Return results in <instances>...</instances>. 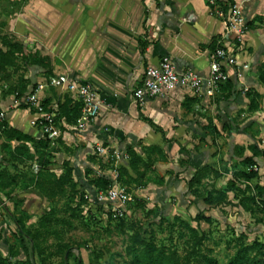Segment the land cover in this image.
I'll list each match as a JSON object with an SVG mask.
<instances>
[{
    "label": "rangeland",
    "instance_id": "1",
    "mask_svg": "<svg viewBox=\"0 0 264 264\" xmlns=\"http://www.w3.org/2000/svg\"><path fill=\"white\" fill-rule=\"evenodd\" d=\"M203 1L214 5V10L205 9L199 0H0V49L5 53L0 54V102L12 98L17 108H26L25 96L33 81L47 83L55 101L72 102L68 81H92L105 93L100 99L106 108L89 120L87 130H79L77 120L58 123L51 136L34 127L41 135H31L33 141H12L10 148L2 147L0 167L6 174L0 180V252L6 264H40L31 243L25 240L22 248L13 235L18 230L14 216L27 217L30 225L47 212L58 218L53 223L56 234L49 241L56 246L52 252H58L50 257L52 264H61L64 255L70 256L71 264L77 260L131 264L127 251L135 232L182 254L196 234L205 235L202 252L218 264H226L241 233L248 241L264 240L262 186L246 179L251 164L244 162L253 151L264 149V98L251 110L247 97L248 91H258L260 73L251 79V88L239 85L229 100L223 99L230 91L227 86L216 98L200 97L185 111L192 118L189 123L171 124L168 131L155 123V129L163 132L161 139H139L115 125L130 111L133 89L144 72L137 39L155 41V24L173 38L186 28L192 34H207L201 50L218 45L235 48L243 42L250 18L259 28L264 24L263 15L248 13L252 0H233L227 15L218 0ZM149 28L153 33L146 35ZM242 67L250 70L248 63ZM203 100H209L206 105H219L218 109L207 108ZM231 106L237 109L231 111ZM211 123L219 131L214 137L206 130ZM4 124L9 126L0 116L1 139L9 142ZM151 146L161 149L144 152ZM129 149L146 163L122 177L135 200L117 216L112 205L96 199L98 191H91L88 183L94 185L92 181L102 176L113 179L118 168L128 167ZM263 162L258 155L255 164L263 168ZM203 166L201 179L192 184L195 191H190L188 182ZM40 167L57 192L54 200L37 186L42 187L45 179L39 175ZM68 168L74 178L61 186L57 178ZM224 191V203L206 202L209 193L219 197ZM12 245L20 249L19 256L10 255ZM192 264L207 263L198 259Z\"/></svg>",
    "mask_w": 264,
    "mask_h": 264
},
{
    "label": "crops",
    "instance_id": "2",
    "mask_svg": "<svg viewBox=\"0 0 264 264\" xmlns=\"http://www.w3.org/2000/svg\"><path fill=\"white\" fill-rule=\"evenodd\" d=\"M199 1H201L205 9H208L207 3H205L203 0ZM247 9L250 16L251 14H253L254 16H264V0H252L248 4ZM249 23L250 24L248 26V31L243 38V42L235 48H227L233 55H235L238 61V65L236 67H231L228 69L230 75L229 81L233 85L230 88V91L228 89L229 92L224 94L223 99L225 100H229L233 96H236V89L239 85L242 86L243 84H246L249 85V87L251 88V79H256L257 75H259V68H262L264 70V24L259 28L257 22L253 19V17L252 20L250 18ZM155 29L158 34V38H156L155 41L146 40L144 36H139L137 39L136 52L139 59H141V61L143 62L144 72L138 80L136 86L134 87L133 92L136 87L141 84L144 78L146 67L149 65H158L161 58L165 55L172 57L174 63L176 64L179 70L192 68L200 74H206L208 72L210 62L209 54L211 52V49H200V43H207V34L200 32L192 34L190 31L191 28H186L177 34V36H179L178 38H173L172 34H169V36H165V33H163L161 27L158 24H155ZM211 30L213 31L212 28ZM207 31H210V29L208 28ZM146 33H153V29L149 28L148 31L145 32V34ZM201 38H203L204 40H200ZM145 41L146 46L145 48H142L141 44ZM250 48H252V51L249 52L248 49ZM244 63H248L250 65V70H245L242 67ZM238 73H241V76H238ZM91 83L98 89V91H100L99 93L101 98L103 97L105 99V93L99 88V86H97L92 81ZM226 86L227 83L223 87ZM226 88H228V86ZM221 89L222 88H220V90L213 98H216L220 95L219 92L221 91ZM257 92L261 94V102L264 98V85L261 84L260 75ZM69 95L72 99L71 105H73L75 102H79L72 93H69ZM188 97L197 99V101L193 102L192 104L197 103L200 98L199 96H196L191 92H187L183 89H177L164 96L152 98L143 106L135 104L132 99L130 111L127 112L125 116L120 117L119 121L115 123V125H121L122 129L136 135L139 139H146L152 141L161 139L163 135L162 130H156L155 127L150 125L148 121L150 120L154 125L155 123L158 124L163 129H165V131H168V126H170L171 124L177 126L179 124L189 123L192 118L186 116L185 111L187 112L188 108L184 107L183 105L186 98ZM204 98L211 99L205 96ZM42 99L45 103H47L46 101H48V99L50 100L49 102H51V104H58L59 102L54 100V97L52 96L49 87L42 93ZM207 101L209 102V100H203L202 104L206 105V103H208ZM206 107L211 108L212 110L215 109V107L216 109H218L219 105L217 106V104H207ZM24 108L25 107L17 108L12 102V98L10 100H7L6 102H0V111L4 112V117L8 122L9 127L20 130L30 136L33 135L34 137H39L41 135L40 131L34 128L30 123V110L28 108ZM105 109L106 108L103 102L100 112H105ZM236 109V106H231L230 108L231 111H235ZM229 119L230 118H226L223 120ZM62 122L63 124H66L64 119L62 120ZM85 130H87V128ZM177 130L179 131V128ZM180 130L183 133H185L186 131V129L184 130L183 128H181ZM3 141L4 140H2L0 136V157L2 155L1 149ZM258 160L260 163H262V159ZM252 184L264 186V167L260 168L259 177L252 180ZM9 212L10 215L13 213V211L11 210Z\"/></svg>",
    "mask_w": 264,
    "mask_h": 264
},
{
    "label": "trees",
    "instance_id": "3",
    "mask_svg": "<svg viewBox=\"0 0 264 264\" xmlns=\"http://www.w3.org/2000/svg\"><path fill=\"white\" fill-rule=\"evenodd\" d=\"M217 4L222 6V13L224 15H227L228 12L232 10V6L234 4L233 0L228 1H221L218 0ZM208 6L214 10V5L208 4ZM213 13V12H212ZM250 24V23H249ZM248 24V26H249ZM7 47H10V44L6 42ZM142 48H145L146 41L142 42L141 44ZM216 47L214 46L212 50H214ZM0 54H5L0 49ZM4 56V55H3ZM260 81L261 84L264 85V70L262 69L260 71ZM37 81L31 82L28 91L30 90L32 85H35ZM232 83L230 81L227 82V86L230 89L232 87ZM27 91V92H28ZM247 97L249 98V108L251 110H256L259 105V100L261 98V94L256 91H248ZM50 100L46 101L45 105H50ZM196 98H186L184 102V107L190 108L193 102H196ZM71 100H66L64 102L59 101L58 102V109H57V120L59 123H62V120L64 119L65 122H75L78 117L81 114V106L82 104L80 102H75L73 105H71ZM27 108V107H26ZM150 125H155L149 120L148 121ZM4 135L5 139L9 142H3L2 147L3 148H10V143L12 141H17L20 143H26L33 141L32 137L20 130L11 128L7 126V124H4ZM207 132L214 137L218 134V129L216 126H214L212 123L206 126ZM46 139L42 138V142H44ZM157 149H161L158 146H151L144 148V152H152L156 151ZM129 155L130 160L128 162V167H122L118 168V181L121 185L123 183L121 182L123 180L122 177L124 175H130L129 172H138L139 171V164L143 163L145 164V159L137 154L132 149H129ZM260 155L264 159V149L260 152L253 151L252 156L247 157L244 162L246 164H255L257 156ZM15 158V157H14ZM13 158V159H14ZM206 166H203L201 169H198L196 173L193 175L192 179L188 182V185L190 187V191H195V188H193V183L199 182L201 179V175L203 173V170ZM4 174H6L5 170L1 169L0 167V180L3 179ZM42 174V177L45 179L42 180V187L41 184H37L38 188H42V193L48 197V199L54 200L55 196L57 195V192L54 188H50L49 186V178L44 175L43 170L40 167V174ZM258 172L256 171H249V173L245 174V177L248 181H252L256 178H258ZM70 176V178H67V176ZM74 173L73 169L68 168L66 173L62 174L60 178H57L58 184L63 186L65 183H67V180H73ZM16 178V177H15ZM16 180V179H15ZM112 179L108 176H102L98 177L96 180L92 181L93 184L91 185L90 182L88 183V188L91 191L97 192V191H106L108 190L112 185ZM39 182V181H38ZM7 183H5L6 185ZM73 185H77L76 182H74ZM60 186V187H61ZM250 189L247 190V193L250 195ZM259 191V190H258ZM260 191L262 197H264V186L260 187ZM218 192V191H217ZM226 192H220L219 197H215L213 193H209L206 197V202L208 203H215L217 205L224 203V199H226ZM252 197V196H251ZM261 197V198H262ZM134 204V203H133ZM132 204V205H133ZM264 205V201H263ZM15 223L17 226V231L13 232V235L20 241V246L25 247V240L29 241L34 249V251L37 253L40 264H52L50 261V257L52 255L57 254L58 252H52L53 248H56L54 244H49L50 239L56 234L54 230L53 223L54 221L58 220V218L55 216L53 212H47L44 216H42L36 224H30L27 225V217H17L14 216ZM195 241L191 244L190 248L186 250L185 254L179 253L176 249H170L164 245H158L153 239H145L142 238L140 232H135L131 236V242L128 246V254L131 257V264H192L193 260L202 259L207 264H218V261L202 252V245L203 242L207 239L205 235H195L194 236ZM10 255L12 256H19L20 255V249L16 248L15 245L10 246ZM30 261L22 262V264H30ZM0 264H6V259L1 255L0 252ZM61 264H71L70 256H63L62 263ZM77 264H83L81 260H77ZM226 264H264V240L261 239H255L253 241H248L247 237L244 233H241L237 236L236 242H235V250L229 257Z\"/></svg>",
    "mask_w": 264,
    "mask_h": 264
},
{
    "label": "built area",
    "instance_id": "4",
    "mask_svg": "<svg viewBox=\"0 0 264 264\" xmlns=\"http://www.w3.org/2000/svg\"><path fill=\"white\" fill-rule=\"evenodd\" d=\"M209 59L208 72L200 74L192 68L179 70L172 57L163 56L158 65L146 67L141 84L133 92V102L143 106L150 99L164 96L177 89H183L199 97H215L220 88L229 81L228 69L236 67L238 61L235 55L220 45L210 52ZM238 76H241V73H238ZM47 88V83L36 82L27 92L24 104L31 112V125L39 127L42 132L51 136L56 134L59 123L57 120L58 104L45 105L42 93ZM67 91L82 104L76 126L79 130H83L89 120L97 118L101 111L102 101L98 89L91 82L68 81ZM0 116L4 117L3 114ZM99 150L106 152L105 148H99ZM248 171L259 173L260 168L257 164H253L249 166ZM112 180L111 187L106 191H98L96 199L112 205L117 216H122L127 210V204H132L135 198L119 183L117 172ZM252 192L254 193V188ZM261 200L264 201V197Z\"/></svg>",
    "mask_w": 264,
    "mask_h": 264
}]
</instances>
